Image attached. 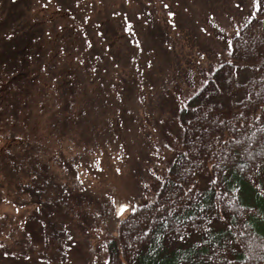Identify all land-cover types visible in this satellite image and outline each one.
<instances>
[{"label": "trees", "instance_id": "16d2710c", "mask_svg": "<svg viewBox=\"0 0 264 264\" xmlns=\"http://www.w3.org/2000/svg\"><path fill=\"white\" fill-rule=\"evenodd\" d=\"M153 1L156 9L143 0H122L120 7L111 3L104 13L107 22L120 25L116 32L111 25L101 30L90 11L94 4L82 6L84 0L67 5L49 0L48 7L55 9L43 7L44 18L13 28L14 43L7 44L0 58V66L10 69L0 79V128H5L0 163L7 161L20 184L30 177L20 188L27 199L17 195L15 201L36 205L31 220L40 226L45 248L37 251L32 240L26 245L14 231L11 244L0 242V253H36L43 261L64 262L65 252L47 255L53 247L67 252L70 231L56 217L63 204L62 211L74 216L79 214L75 209L86 206L84 214L93 219L90 230L103 235L96 250L100 264H264V0H255L230 36L227 58L210 68L199 87L177 96L174 120L179 133L168 145L172 153L162 178L119 220L115 233L106 226L110 202L96 207L73 200V205L70 198L55 196L62 190L65 197L70 186H81L44 169L45 152L60 156L43 143L41 132H53L62 142L89 139L96 144L98 125L94 116L88 118L93 112L97 120L106 118L102 127L107 131L116 119L122 136L125 123L132 124L124 116L135 113L128 112L132 108H126L125 98L135 94V74L146 71L150 78L157 70L150 62L154 48L147 33L149 25H156L153 21L161 24L157 8L163 6L168 18L188 11L189 0ZM102 37L108 40L104 50ZM116 39L129 48H116ZM121 65L129 73L123 75Z\"/></svg>", "mask_w": 264, "mask_h": 264}, {"label": "rangeland", "instance_id": "374dc122", "mask_svg": "<svg viewBox=\"0 0 264 264\" xmlns=\"http://www.w3.org/2000/svg\"><path fill=\"white\" fill-rule=\"evenodd\" d=\"M73 1L58 0L66 5L72 4ZM84 1L86 3L84 2L82 6L94 4L90 11H94V17L101 23V30L111 25L115 32L118 31L120 25L111 20L107 22L108 17H105L107 15L104 9H108L111 3L120 7L122 0ZM254 2L255 0H189L188 11L185 8V11L176 12L171 18L165 15L163 6L158 7L157 9L162 12L161 24L158 25V21L155 20L153 22H156V25H149L147 29L149 36H152L154 48L151 51L150 62L155 64L157 70L150 78L146 77V71L135 74L138 78V82H134L137 85L133 95L136 100L132 95L125 97L128 99L126 108L129 106L132 108L128 112L135 113L134 115L131 113L129 118L123 114L132 124L124 122L127 129L121 132L122 136L118 132L116 119L113 120L114 127L107 131L102 127L106 118L97 120L98 117L96 118L93 112L88 115V118L92 119L94 116L96 121L94 124L98 125L94 132L96 137H93L96 144L89 139V143L84 142L85 145L67 138L62 142L53 132H41L43 143H49L56 148L60 156L59 159L53 152L54 158H51L45 152L42 156L44 169L48 168V173L58 180L66 179L81 186V188L70 186L65 197L62 195V190L60 193H55V196L59 199L64 198L65 201L70 198L72 201H69L73 205H75L73 200L78 204L83 203L82 200H84L85 204L95 205L99 202L106 204L110 202L111 215L107 219L106 226L111 234L115 233L119 220L140 202L143 192L155 189L162 178L166 160L172 153L168 145L170 140L179 133L174 120L177 96H184L199 87L210 68L227 58L229 38L253 10ZM142 3L147 7L152 5V8L156 9L153 0L151 4L144 0ZM50 4L49 0H0V58L1 55L3 57L7 44L14 43L13 28L26 27L31 21L40 17L44 18L43 7L48 11L55 9L53 5L48 7ZM57 6H59L58 3ZM142 8L145 9L144 6ZM173 9L177 11V7ZM49 32L54 33L53 28H50ZM140 35L142 36L141 31ZM143 36L146 38V33ZM167 41L170 42L171 48ZM114 43L118 45L116 48L126 46L129 48L127 42L119 39H116ZM103 44H108V40L103 38L102 49L104 50ZM8 48H11V45ZM123 53L127 54V49ZM142 62L141 59L137 60L138 65ZM135 63L136 61H133L134 67L137 66ZM3 66H0V79L10 72V69L5 70ZM122 68L123 75L129 73L127 67L122 66ZM4 70L7 72H2ZM114 72L113 75L116 76L117 72ZM246 75L247 73L245 77ZM112 79L117 80L111 77L110 80ZM129 102L137 103V108L140 106L141 112L137 113V108L134 109ZM97 107L98 105L95 104V114ZM120 112L118 111V115L121 117L122 112ZM3 132L5 128H0V146L4 140ZM129 140L132 145L129 144ZM126 147L130 150V154ZM85 148L89 150L86 151ZM60 161L62 168L59 167ZM5 162L1 160L0 163V242L11 244L12 234L18 231L23 243L27 245L28 241L32 240L37 251L42 250L45 248L44 235L40 226L35 225V222L31 220V216L36 214V205L31 203L21 205L15 201L17 195L23 201L27 199V195L24 192L21 193L20 188L22 183L30 180V177L21 180L23 182L20 184L17 175L12 173ZM125 205L127 207H123ZM85 207L80 205L75 209L79 214L74 216L65 214L61 204L60 212L56 215L69 228L68 248L67 252L61 250L58 253L56 247H53L47 249L49 251L47 255L61 256L65 252L64 262L43 261L44 259L36 253L16 257L0 253V264H100L96 262V250L103 235L90 230L89 221L93 219L89 217V212L84 214ZM96 207L100 206L96 205Z\"/></svg>", "mask_w": 264, "mask_h": 264}, {"label": "snow or ice", "instance_id": "6c2138e0", "mask_svg": "<svg viewBox=\"0 0 264 264\" xmlns=\"http://www.w3.org/2000/svg\"><path fill=\"white\" fill-rule=\"evenodd\" d=\"M257 6H259L258 4H257ZM123 207H127L126 205L125 206H123ZM122 210V209H121Z\"/></svg>", "mask_w": 264, "mask_h": 264}]
</instances>
